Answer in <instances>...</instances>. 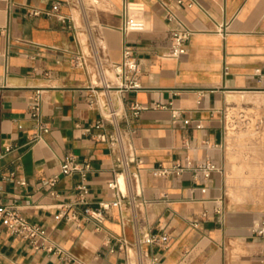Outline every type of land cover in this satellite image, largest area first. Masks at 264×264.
I'll list each match as a JSON object with an SVG mask.
<instances>
[{
	"label": "crops",
	"instance_id": "obj_1",
	"mask_svg": "<svg viewBox=\"0 0 264 264\" xmlns=\"http://www.w3.org/2000/svg\"><path fill=\"white\" fill-rule=\"evenodd\" d=\"M57 1L77 26L84 23L67 4L73 0H0V207L15 202L47 232L35 246L0 220V264H264V235L252 232L264 221V0H197L194 9L173 7L176 21L161 0H100L88 19L102 37L98 59L121 62L128 43L141 64L142 90L109 93L125 116L133 104L147 107L121 120L137 161L129 167L132 184L116 175L119 153L95 127L102 112L92 92L106 100L96 66L72 65L79 48L91 54V42L83 35L78 44L72 30L45 14L29 15ZM181 23L194 31L188 52L167 57L170 31ZM108 79L114 81L110 71ZM38 89L51 131L33 142L30 104ZM231 124L251 131L239 138L254 145L250 163L229 153ZM68 157L90 165L91 207L116 199L108 184L117 176L122 205L99 228L83 220L86 206L74 207L81 178L61 174ZM188 161H211L219 170L208 178L190 169L155 172ZM53 178L58 198L50 195ZM244 191L257 193L248 199ZM139 231L168 240L140 249ZM117 240H126L127 250ZM50 245L63 254L49 252Z\"/></svg>",
	"mask_w": 264,
	"mask_h": 264
},
{
	"label": "built area",
	"instance_id": "obj_2",
	"mask_svg": "<svg viewBox=\"0 0 264 264\" xmlns=\"http://www.w3.org/2000/svg\"><path fill=\"white\" fill-rule=\"evenodd\" d=\"M100 2V0L67 1V4H70L73 8L80 10L84 19V23L81 26L76 25L75 18L72 14L67 15L62 12V1H57L50 9L47 10L33 9L29 11V15L36 17L45 14L49 18L61 23L64 28L72 30L75 35V40L78 42V44L83 43V35L86 36L88 42H91L89 51L91 52L92 56L91 54L89 55L85 50L79 48V50L73 54L72 65L73 67L83 68L86 70L92 64L96 66L98 75L105 85L103 90L105 91L106 100H101L100 102L98 96L96 95V91L92 92V96L100 105L102 112L101 118L95 127L97 129L105 130V132L99 136L100 140L109 141L111 146L119 153L118 163L115 167L116 175H124L126 184H132L133 173L129 167L132 162L135 163L137 161L131 154V145L127 139L126 132L121 126V120L124 119L128 121V117L131 119H137L141 115V112L146 110L147 107L133 104L130 108V116H125L115 105L114 100L109 96V93L113 89L131 92L142 90L143 85L141 82V64L138 59L137 50L128 43L125 44L123 48V59L121 62H111L106 65L104 61L98 59L100 48L97 45L99 44L97 41L102 39V37L97 30V27H94V25L88 23V19L90 14L96 12V10L99 8ZM160 2L162 8L167 12L168 18L171 21L178 20L173 7L184 9H194L196 7H200V4L197 0H161ZM124 30H128L127 24L125 25ZM193 33L194 31L190 27L182 23L179 27L173 28L170 31L171 46L166 56L175 59H181L183 56H185L188 52V43ZM93 56L96 57V59H93ZM108 71L113 74V82H110L108 79ZM228 72L229 68L226 66L225 74H228ZM41 103L42 90L38 89L36 90V93L34 94L30 104V115L34 122V127L37 130V133L32 139L33 142L41 140L43 134H47L51 131L50 123L47 122L43 117ZM93 103L94 101L92 100L91 104ZM179 116V110H173V119L177 120ZM107 126H110V131L108 130ZM233 127L234 126L231 124L230 128L233 129ZM138 163L141 164L142 161H138ZM89 168L90 165L88 162H79L75 157H68L62 164L61 174L63 176H80L81 182L75 187V189L79 192V195L74 207L76 208L78 206H86V208L83 209V220L86 222H92L97 226V228H99L106 219V215L109 213V211H111L114 207H120L122 205L123 195L120 190V183L118 182L116 176L108 184L109 189L116 193V199L103 200L99 202L97 207H91V202L88 198L90 194V188L87 183ZM188 169L192 170L195 176H197L199 173H203L204 177L208 178L213 171L219 170V167H217V165L211 161H206L199 164L188 161L184 166L180 163L174 165L173 167L160 165L155 169V172L158 176L165 177L169 176L170 174L181 175L185 170ZM57 181L58 179L53 178L48 183L50 187V195L55 198L60 196L58 191L55 189ZM130 202L133 203L132 201ZM68 208L69 206L67 209ZM0 220L2 225L10 229L13 234L21 235L35 246L40 238H44L47 235V232L43 227L31 223L23 215L19 206L15 202H11L0 207ZM252 232L256 236H263L264 221L261 224H256L253 227ZM138 234L137 245L140 249L142 248L143 244L153 245L160 242L166 243L168 240L166 236L159 237L157 235L145 234L143 231H139ZM117 241L119 242L120 250H127L129 243L126 240ZM46 249L54 254H63L62 249L55 248L51 245L47 246ZM115 251V248H111V252Z\"/></svg>",
	"mask_w": 264,
	"mask_h": 264
},
{
	"label": "rangeland",
	"instance_id": "obj_3",
	"mask_svg": "<svg viewBox=\"0 0 264 264\" xmlns=\"http://www.w3.org/2000/svg\"><path fill=\"white\" fill-rule=\"evenodd\" d=\"M251 131H240L239 128L236 129V127L231 130H229V134H230V138H233V142H231V147H229V153H231L232 155H236V156H240L242 157L243 161L249 162L251 161V152L254 151L255 148L253 143H240L239 142V138L241 135H244L245 133L249 134ZM229 144V145H230ZM238 160V159H237ZM236 161V160H235ZM237 162V161H236ZM249 166V165H248ZM250 169V167H247ZM247 168L245 167L243 170L244 174H246L245 172L247 171ZM235 169V168H233ZM239 176V175H238ZM250 176V175H249ZM247 177V179L251 180L250 177ZM248 180V181H249ZM257 192L256 191H244L245 196L250 199V198H254L255 194Z\"/></svg>",
	"mask_w": 264,
	"mask_h": 264
}]
</instances>
